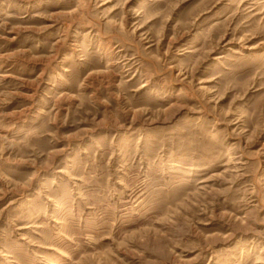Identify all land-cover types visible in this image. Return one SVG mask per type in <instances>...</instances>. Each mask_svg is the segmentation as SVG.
<instances>
[{
  "label": "rangeland",
  "instance_id": "374dc122",
  "mask_svg": "<svg viewBox=\"0 0 264 264\" xmlns=\"http://www.w3.org/2000/svg\"><path fill=\"white\" fill-rule=\"evenodd\" d=\"M0 264H264V0H0Z\"/></svg>",
  "mask_w": 264,
  "mask_h": 264
}]
</instances>
